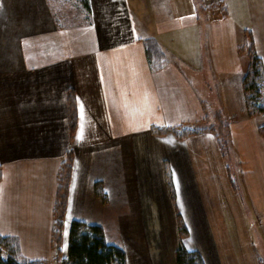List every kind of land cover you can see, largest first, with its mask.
Wrapping results in <instances>:
<instances>
[{
	"label": "crops",
	"instance_id": "obj_1",
	"mask_svg": "<svg viewBox=\"0 0 264 264\" xmlns=\"http://www.w3.org/2000/svg\"><path fill=\"white\" fill-rule=\"evenodd\" d=\"M88 3L87 22L60 25L45 0H0V236L17 239L26 259L57 264L58 173L71 151L62 259L80 221L101 226L127 264H177L168 168L189 230L183 246L205 264H261L254 251L232 252L229 218L239 241L246 224L224 149L264 232V114L248 115L242 85L247 32L264 65V0ZM215 105L230 123L222 148L213 132L178 140L153 131L208 128Z\"/></svg>",
	"mask_w": 264,
	"mask_h": 264
},
{
	"label": "trees",
	"instance_id": "obj_2",
	"mask_svg": "<svg viewBox=\"0 0 264 264\" xmlns=\"http://www.w3.org/2000/svg\"><path fill=\"white\" fill-rule=\"evenodd\" d=\"M52 3H59L60 0H47ZM69 1V0H62ZM81 11L78 16L81 21L87 22L90 18V7L88 0H77ZM58 24V23H57ZM248 43L243 48L249 54V65L243 77L242 85L245 95L246 110L249 116L254 117L264 114V65L261 58L254 51L251 32H247ZM68 114L69 128L71 137L77 123L76 98L73 90L68 92ZM221 128L218 130L215 125L208 128L200 125H188L180 127L155 128L153 131L159 135L173 133L178 140H184L190 136L201 134L203 132H213L218 140L219 146L225 145L230 138V123L223 116ZM217 118V119H218ZM264 135V127L261 128ZM72 171L71 151L64 158L59 173L58 187L54 206V222L52 231V244L54 258L57 264H127L125 251L115 245L109 244L105 237L103 228L99 225H91L80 221H74L70 230V241L68 258L62 259V240L65 216L67 211L68 189ZM167 182L171 190L172 201L176 211L178 231L180 236L179 247L176 251L177 264H205L201 254L198 251L187 250L182 239L188 234V228L177 209L174 187L168 168L166 169ZM1 179V173H0ZM97 194L106 200L105 194L100 184L96 185ZM0 264H47L46 261H31L21 255L17 239L12 237L0 236Z\"/></svg>",
	"mask_w": 264,
	"mask_h": 264
},
{
	"label": "rangeland",
	"instance_id": "obj_3",
	"mask_svg": "<svg viewBox=\"0 0 264 264\" xmlns=\"http://www.w3.org/2000/svg\"><path fill=\"white\" fill-rule=\"evenodd\" d=\"M49 10L54 16L55 23L60 25H72L77 24V22H81V17L78 16V11H81V7L78 5L77 0H69V1H62L60 0L59 3H52L45 0ZM214 114V121L213 125L219 130L221 128V122L219 121L222 119L218 116H224L223 111L220 109L219 106H214L213 109ZM218 118V119H217ZM225 119V118H224ZM225 154L228 158L229 167H230V174L231 180L234 182V190L232 192L233 197H240L241 200V208L244 214L245 220V236L244 239H237L236 234H233V221L234 219L231 217L229 218L230 222V231H231V245H232V252L236 253V257L249 258L251 256V252H255L256 256L260 259L261 264H264V232L263 229L257 224L258 218L255 217V212L252 208L251 202L247 197V194L243 192V185H242V177L237 170V157L233 156V150L230 144H227L225 147ZM242 186V189H241ZM188 198V197H187ZM203 202L205 204V195L203 194ZM199 201V205H202ZM188 207V203L185 204ZM237 217V216H236ZM189 231V230H188ZM233 234V235H232ZM242 246V249H241Z\"/></svg>",
	"mask_w": 264,
	"mask_h": 264
},
{
	"label": "snow or ice",
	"instance_id": "obj_4",
	"mask_svg": "<svg viewBox=\"0 0 264 264\" xmlns=\"http://www.w3.org/2000/svg\"><path fill=\"white\" fill-rule=\"evenodd\" d=\"M81 111H82V114H83V105H81ZM83 138V134L81 133V139Z\"/></svg>",
	"mask_w": 264,
	"mask_h": 264
}]
</instances>
